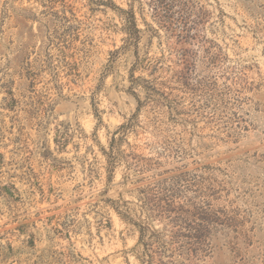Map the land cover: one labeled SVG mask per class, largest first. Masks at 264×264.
<instances>
[{
	"label": "rangeland",
	"instance_id": "obj_1",
	"mask_svg": "<svg viewBox=\"0 0 264 264\" xmlns=\"http://www.w3.org/2000/svg\"><path fill=\"white\" fill-rule=\"evenodd\" d=\"M67 1L0 0V264H142L147 186L174 209L144 208L155 264H264V0H114L169 94L138 91L114 168L133 50L117 11Z\"/></svg>",
	"mask_w": 264,
	"mask_h": 264
},
{
	"label": "trees",
	"instance_id": "obj_2",
	"mask_svg": "<svg viewBox=\"0 0 264 264\" xmlns=\"http://www.w3.org/2000/svg\"><path fill=\"white\" fill-rule=\"evenodd\" d=\"M49 6L54 7L62 6V10L64 13L68 9V1L67 0H48ZM89 3L95 4L96 6H105L107 8H111L115 11H117L121 17L123 27L122 30L125 32L124 37V45L121 47L123 50H133L134 55V63L132 66V75H131V90L133 94L136 96L138 101V107L137 111L123 124L119 126V128L114 132V135L112 137V140L110 142L109 151L105 150V154L108 156V162L111 168H114L115 165L120 161V141L122 137L127 136L131 131L134 130V127L136 126V119L138 116V112L141 110L142 106L144 105V102L147 101V99L143 102L140 98V94L138 91H142L146 93V97L153 95L158 96L160 98L169 99V94H166L165 91H163V87L165 85V82L160 79V76H156V73L161 70V57H154L150 55H146V53L142 56L141 55V49H140V43L141 39L143 37V29H141L137 22V17L133 9H125L122 8L116 3H114V0H88ZM120 48V49H121ZM118 49L115 51L118 53ZM136 70L141 71H147L150 78H143L141 76L135 77L134 72ZM162 98V99H163ZM175 182V181H174ZM157 183V182H156ZM154 188H150V186H147L145 188L140 189V192H142V195L140 199L143 201V204L141 205V214L144 216L142 222H135V225L138 226L140 237L138 244L142 248V252L145 255L144 257H141V263L142 264H155L154 257L152 254H149L150 251H152L153 246L156 242L160 241V232H158V229L153 228L150 223L149 219L152 216L151 214H147L144 208L147 206H151V209L158 210V213L162 214V212L166 211H172L173 209V202L169 201L166 197L155 195L153 192ZM182 207V206H180ZM116 210L118 213L125 217L126 219H130L129 215L126 213H123L119 207H116ZM132 219V218H131ZM205 221L211 222L212 220H209L207 216H203L200 218ZM194 231H190L188 237L195 238L196 240H200L203 237H206L208 234L209 227L206 225H203L202 223H198V225L193 229ZM193 232V233H192ZM202 241V240H201ZM150 258H147V257Z\"/></svg>",
	"mask_w": 264,
	"mask_h": 264
}]
</instances>
